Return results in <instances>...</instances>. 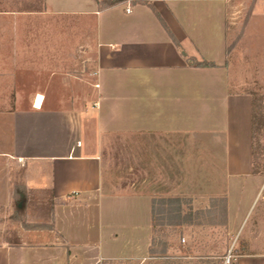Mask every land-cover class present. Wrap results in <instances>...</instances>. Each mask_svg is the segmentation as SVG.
Here are the masks:
<instances>
[{"label":"crops","instance_id":"obj_1","mask_svg":"<svg viewBox=\"0 0 264 264\" xmlns=\"http://www.w3.org/2000/svg\"><path fill=\"white\" fill-rule=\"evenodd\" d=\"M250 1L45 0L37 15L77 22L86 41L75 45L69 35L71 53L55 61L44 57L43 38L36 42L33 69L15 78V92L26 94L0 110V208L14 205L17 187L25 207V229L0 234V264H106L132 243L148 249L150 215L126 207L149 200L105 186L111 147L119 152L120 145L124 159L145 161L148 178L172 179L156 193H184L187 161L204 155L209 169L190 184L208 178L195 186L227 194L235 221L232 194L264 183L253 173L255 95L234 91L245 81L229 58L240 32L243 47L264 52V0L249 10ZM77 46L89 49L88 64L78 62ZM198 203L206 208L209 200L194 197ZM235 264H264V257L245 255Z\"/></svg>","mask_w":264,"mask_h":264},{"label":"rangeland","instance_id":"obj_2","mask_svg":"<svg viewBox=\"0 0 264 264\" xmlns=\"http://www.w3.org/2000/svg\"><path fill=\"white\" fill-rule=\"evenodd\" d=\"M253 3L254 0L250 1L249 10L252 9ZM45 9V0H0V60L5 57V65H1L0 62V110L4 108L8 111L14 108L17 94L20 98L26 94V92H15V85L18 84L15 78L27 75L23 69H33L34 54L40 51L35 50L36 42H40L43 38L46 42L44 57L55 61L56 56L65 59L68 52L71 53L65 45L69 35L74 36V43L76 40L79 41L75 45L86 41L80 39L83 37V32L77 22L37 15ZM243 21V25L240 26L242 30L246 26V19ZM73 25H76L77 29H71ZM89 26L92 28V24ZM40 29L44 33L34 32ZM241 38L240 32L230 49L229 58L234 67L235 77L245 82L243 87H235L234 91L253 92L255 95L253 173L262 174L264 179V52L257 48L243 47ZM18 42L24 44L22 50L16 47L15 43ZM51 42L60 43L62 49L55 48V51L53 48L55 45L50 47ZM74 53L81 66L90 62L89 49L81 50L77 46ZM18 59L23 62L25 60V64H18ZM260 73L261 76L258 75ZM20 103H22L21 99ZM117 149L119 152L111 147L109 157L112 160L106 162L105 186L110 191L108 193L116 194L121 188H131L132 192L129 189L130 193L127 192L125 195L149 200L148 204L143 206L140 204L137 209L126 207L127 210L138 211V215L143 214V219L150 215L152 220L154 201L157 212L155 223L159 225L154 228L152 221L151 245L148 249L142 242V244L132 243L121 259L109 260L106 264H226L229 257L230 264H235L239 257L245 255L264 257V183L258 184L253 193L232 194L233 211L236 216L231 224L227 194L203 192L202 184L195 186L208 181V178L204 179L205 181L201 178L198 183L193 181L190 184L192 179H195L193 178L195 175L204 174L209 169L210 162L203 159L204 155H201V160L187 161L185 171L187 184L184 188L186 190L177 195L156 193L155 190L160 192L162 189H169L170 185L167 182L172 179L148 178L145 161L124 159L126 155L120 152L124 147L120 145ZM163 180H166L165 183H162ZM200 195L209 200L206 208H202V203H198L197 206L193 204V198ZM163 198H179L183 203L163 205L160 202ZM186 201H192L194 213L189 221L191 225L180 226L177 223L190 214ZM17 206L18 202L15 201L12 207L0 208V234H17L25 229L23 220L25 207L23 205L19 210ZM180 207L182 212L179 218ZM163 209L164 211H161ZM130 225L127 224L129 229Z\"/></svg>","mask_w":264,"mask_h":264},{"label":"trees","instance_id":"obj_3","mask_svg":"<svg viewBox=\"0 0 264 264\" xmlns=\"http://www.w3.org/2000/svg\"><path fill=\"white\" fill-rule=\"evenodd\" d=\"M124 1H126V0H105L104 2L107 4V5H115V4H118V3H121V2H124ZM165 26V25H164ZM166 27V26H165ZM167 28V27H166ZM171 38H172V40H173V42L176 44V45H178V43H177V41H176V39L171 35ZM193 65H195V66H201V67H207V66H213V64H209V63H196V62H193ZM254 114H255V112H254ZM254 125H255V123H254ZM253 134H254V139H255V131H254V127H253ZM22 190H23V188H21V187H17L16 188V190H15V197H16V202H18V205L21 203V202H24L23 201V198H20V194L21 193H23L22 192ZM161 204H168V205H174V204H182L183 203V201L181 200V199H161ZM186 204L187 205H189V210H190V214L189 215H187V217H185L180 223H177L178 225H180V226H189V225H191V222H189V221H191V219H192V213H194V211H193V208H192V201H186ZM180 206V205H179ZM18 207V209L20 210V208H19V206H17ZM178 210L180 211V214H179V218L181 217V212H182V210H181V207L180 208H178ZM161 211H164V209L163 210H161ZM196 214H201V212H195ZM156 214H157V212H156V207H155V203H154V201H153V203H152V221H153V227L155 228L157 225H159V224H156L155 223V221H156ZM161 225V224H160Z\"/></svg>","mask_w":264,"mask_h":264},{"label":"built area","instance_id":"obj_4","mask_svg":"<svg viewBox=\"0 0 264 264\" xmlns=\"http://www.w3.org/2000/svg\"><path fill=\"white\" fill-rule=\"evenodd\" d=\"M127 12H128V13L131 12L130 8L127 9ZM78 145H81V143L79 142ZM230 262H231V258L229 257V258L227 259V261H226V264H230Z\"/></svg>","mask_w":264,"mask_h":264},{"label":"bare ground","instance_id":"obj_5","mask_svg":"<svg viewBox=\"0 0 264 264\" xmlns=\"http://www.w3.org/2000/svg\"><path fill=\"white\" fill-rule=\"evenodd\" d=\"M40 101H41V98H40ZM41 102H39L38 104L40 105Z\"/></svg>","mask_w":264,"mask_h":264}]
</instances>
